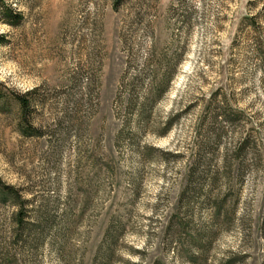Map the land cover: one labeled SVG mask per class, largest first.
Returning a JSON list of instances; mask_svg holds the SVG:
<instances>
[{
  "label": "rangeland",
  "instance_id": "rangeland-1",
  "mask_svg": "<svg viewBox=\"0 0 264 264\" xmlns=\"http://www.w3.org/2000/svg\"><path fill=\"white\" fill-rule=\"evenodd\" d=\"M113 1L0 0V264H264V0Z\"/></svg>",
  "mask_w": 264,
  "mask_h": 264
},
{
  "label": "trees",
  "instance_id": "trees-1",
  "mask_svg": "<svg viewBox=\"0 0 264 264\" xmlns=\"http://www.w3.org/2000/svg\"><path fill=\"white\" fill-rule=\"evenodd\" d=\"M119 0H114L113 1V7L116 8L117 7V3H118ZM1 13V19L4 20L5 22L9 23V24H15L17 22V18H16V14L8 7H4L3 9H1L0 11ZM249 19H252V16H248ZM13 19V20H11ZM167 79L166 76L163 77V82H165ZM165 84V83H164ZM164 88V86L162 87ZM157 89V88H156ZM153 90V86H151V91ZM156 91V90H154ZM158 92V91H157ZM158 94H156L155 96H157ZM154 96V97H155ZM14 100L15 102L18 104L19 106V110H20V118H19V121H20V124L21 123H25L26 122V119H25V109L28 107V101L21 97V96H16L14 97ZM233 118H231L230 114H228L226 117H225V120L226 121H231ZM170 120H168L165 124H164V128H161V132H163L164 130H166L169 125H170ZM26 124V123H25ZM30 128V127H29ZM34 131L35 128L33 129ZM32 130V131H33ZM21 133L24 134V135H32L30 133V131H27V130H23L21 129ZM38 133V131H37ZM215 136V135H214ZM215 137H218V135H216ZM244 143V142H242ZM240 148H242V146H240L235 154L240 150ZM200 152V148H198V152L196 154V156L192 159V162L191 164L189 165L187 171H186V175H185V185L186 187H189L190 185L191 186H198V185H202V182L204 181V179L207 180V184L208 185H214L215 183V180L217 178V173H211L208 174L206 173L207 172V165L209 164L208 160H204V158H201V155L199 154ZM200 168H203V169H200ZM13 188L10 187V186H7V185H4V184H1L0 182V193L2 195H8V194H11V190ZM4 197V196H3ZM0 201H5L4 198H2ZM16 207H17V210H16V213H15V216H16V222H15V225H21L22 223V215H23V212L21 211V205L20 204H16ZM217 208V207H216Z\"/></svg>",
  "mask_w": 264,
  "mask_h": 264
}]
</instances>
